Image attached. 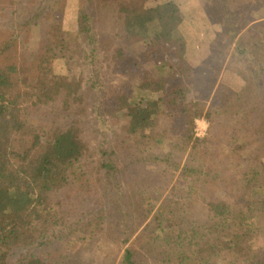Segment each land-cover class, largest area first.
Masks as SVG:
<instances>
[{
  "label": "trees",
  "instance_id": "obj_1",
  "mask_svg": "<svg viewBox=\"0 0 264 264\" xmlns=\"http://www.w3.org/2000/svg\"><path fill=\"white\" fill-rule=\"evenodd\" d=\"M63 3L0 0V32L10 37L0 44V264H80L70 245L81 237L93 239L103 230H107L106 242L122 248L120 264H140L145 258L142 252L161 260L160 264H201L215 256H221L225 264H264V250L252 252L246 244L247 250H242L243 242L251 240L252 229L241 212L235 224V203L205 192L210 168L199 178V192H190L196 199L188 195L189 203L180 200L178 180L172 183L173 170L179 168L185 152L207 142L195 137V119H211L210 111L216 110V103L209 109L195 92L200 91L199 71L187 64L184 39L178 35L182 18L177 5L173 1L147 6L145 0H84L77 31L70 34L61 29ZM229 9L236 20L246 15L244 9ZM40 23V45L28 52L23 44H17L21 31L16 29L25 33L28 25L36 27ZM109 23L113 28L118 26V45L113 54L117 61H124L129 40L136 38L158 40L177 57L176 66L166 69L158 65L151 70V56L144 51L132 63L135 69H126L137 92L113 90L107 98L109 114L124 113L120 129L127 139L122 142L127 143V155L136 152L134 160H147L148 173L154 174L155 183L162 178V186L155 184L160 191L156 196L144 179L142 184L135 180L128 183L127 192H123L119 185L123 184L120 174L124 169L115 166L117 148L103 152L107 158L99 156V168H93L89 145L78 127L55 128L49 136L24 117L27 110L47 114L41 107L60 101V97L65 102L84 100L83 80L55 73L52 63L58 54L70 57L66 53L74 48H79L76 54L88 59L98 56L102 43L116 46L111 36H104ZM86 46L90 48L85 54ZM19 48L21 60L13 58ZM92 85H86L85 91L93 92ZM226 97L221 94L215 98L218 102ZM237 137L233 136L234 141H239ZM162 145L167 149L162 150ZM216 161L213 159L211 165ZM190 169L184 166L179 178L192 187L196 184ZM104 178L119 189L110 197L109 208L100 197L101 192L105 197L106 191H111V184L102 183ZM256 179L254 173L250 182L248 178L249 191ZM169 185L170 192L163 194ZM156 201L160 203L154 208ZM196 208L198 216L193 214ZM233 225H238V230L227 242L225 236ZM138 246L143 247L142 252ZM63 250H71V255L62 258ZM54 256L58 258L56 263L52 261Z\"/></svg>",
  "mask_w": 264,
  "mask_h": 264
},
{
  "label": "rangeland",
  "instance_id": "obj_2",
  "mask_svg": "<svg viewBox=\"0 0 264 264\" xmlns=\"http://www.w3.org/2000/svg\"><path fill=\"white\" fill-rule=\"evenodd\" d=\"M145 1L147 6L168 1H173L177 5L182 18L178 26V35L184 39L187 64L195 71H199L200 91L195 92H199L198 94L206 101L209 109L213 103H216V107L214 106L216 110L210 111L211 119L205 116L195 119V137L207 142H200L198 148L185 152L181 157L179 168L173 170L172 183L178 180L180 200L181 202L186 200L189 203L188 195L193 197V200L196 199L190 192L196 190L199 192L200 179L210 168V179L204 186L205 192L215 198L234 202V210L237 212L235 224H238L241 212L244 218L246 217L244 222L252 229L251 240L243 242L242 250H247L246 245H250L252 252L264 250V0H248V4L244 3L245 0H238V2L225 0V5L222 0ZM83 2L84 0H64L60 23L61 29L66 33L72 34L77 31L78 14L82 11ZM230 6L234 10L244 9L246 15L239 20L234 19ZM105 26H107V34L104 36H111L116 46L104 41L105 43H102L98 49V56L88 59L84 55L81 57L76 54L75 50L79 48H74V51L66 53L70 57L65 56V59L58 54L52 63L55 73L69 77L75 76L83 80L84 100L65 102V99L60 97V101L41 107V110L45 108L48 111L47 114L27 110L26 112L29 113L24 114V117L27 116L29 121H34L35 126L49 136L55 128L78 127L83 139L89 145L93 168H99L96 163L99 156H102V159L107 158L102 154L103 152L117 148L118 159L115 158V166L118 170L124 169V174H120L121 178L123 177V184L119 185L123 187V192H127L128 183L135 180L138 184H142L141 180L144 179L151 185L150 189L154 190L156 196L160 191L155 184L162 186V178L158 177L159 182L155 183L154 174L148 173L147 160H134L133 158L137 156L136 152L127 155V150L124 149L127 143L125 141L122 143L127 139L120 129L124 124V113L117 116L109 114L111 105L107 98H109L108 95L113 94V90L137 92L130 78V72L126 69L128 66L131 67L134 59L144 51L148 50L147 53L151 56L148 63L151 70H155L158 65L166 69L170 65L176 66L177 57L158 40L148 42L145 39L136 38L129 40L127 45L129 49L126 51L127 57L124 61H117L113 54L114 48L118 45V40L116 41L115 38L118 26L113 28L110 23ZM16 30L21 31L16 38L17 44L20 46L23 44L28 52L34 51L40 45L41 33H43L41 23L36 27L28 25L25 33L20 28ZM96 30L99 31V29ZM9 38L0 32V44L2 41L10 40ZM89 48L88 46L84 48L85 54L88 53ZM240 48L245 52H241ZM20 50L22 49L19 48L16 54L14 52L13 58L22 59ZM23 56L27 57L26 54ZM140 62L142 63L141 60ZM132 69L135 67L132 66ZM185 82V80L181 81V83ZM92 83H94V91H85L86 85L93 86ZM221 94H226L227 97L223 98L225 101L217 102L215 97ZM158 129L157 127L155 130ZM233 136H238L239 141H234ZM161 149L166 150L167 145H162ZM230 149L233 151L231 152ZM213 159L217 161L211 165ZM184 166L192 168L190 177L195 180L196 186L190 187L187 182L179 178V172ZM253 173L258 180L252 182L249 191V186L246 185L248 178L250 182ZM102 183L111 184V191H106L105 197H103L104 192L100 194L106 202V207L109 208L110 197H113L112 194L115 196L119 189L111 180L104 178ZM104 185H102L103 189H105ZM170 185L163 194L167 195L170 192ZM189 188L190 191H188ZM107 189L110 190V186H107ZM162 199L163 197L160 201ZM160 201H156L154 208L158 207ZM89 203L90 206L94 204L93 200ZM196 207H198L197 204ZM151 212L150 217L154 209ZM199 213L197 208L193 212L196 216ZM235 230H238V225H233L228 231L225 236L227 242L231 241ZM106 232L107 230H103L102 233L92 237L93 239L81 237L70 245L80 264L121 263L123 250L114 242L105 241ZM211 239L214 241L215 236L212 235ZM139 250L142 252L143 247H139ZM69 251H60L62 258H68L71 255ZM142 257L145 258L140 264H160L161 262L158 259L155 261L147 254L143 255V252ZM57 260L55 256L52 257L55 263ZM201 264H225V262L221 256H215Z\"/></svg>",
  "mask_w": 264,
  "mask_h": 264
}]
</instances>
